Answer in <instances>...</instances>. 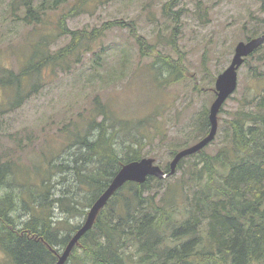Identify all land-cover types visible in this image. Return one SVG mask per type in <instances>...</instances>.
Wrapping results in <instances>:
<instances>
[{
	"label": "trees",
	"instance_id": "1",
	"mask_svg": "<svg viewBox=\"0 0 264 264\" xmlns=\"http://www.w3.org/2000/svg\"><path fill=\"white\" fill-rule=\"evenodd\" d=\"M107 1L11 0L8 12L14 23L38 26L49 8L59 10L68 4L72 13L83 12L89 5L95 8ZM176 2L165 3L166 14L173 15L171 6ZM62 14L58 13L59 19ZM67 18L64 15L60 25L61 33L71 38L64 47L49 54L56 33L30 34L36 45L29 57L23 53L27 57L26 65L18 71L5 68L7 73L0 76V84L10 88L13 94L8 111L18 108L40 90L41 70L45 65L58 66L64 71L67 67L60 63L72 56H79L76 60L80 61V55L89 50L92 41L116 26L129 29L144 56L163 57L158 44L150 43L133 20L115 19L90 30L71 29ZM257 22L264 24V17ZM255 57L264 59V44L246 58L245 64L256 68ZM97 58L101 60L102 56ZM165 59L169 60H165L164 66L170 74L165 81L157 67L150 68L155 72L158 89L161 84L174 81L179 72L178 60ZM94 100L86 124L79 121L74 127L68 123L63 128L74 138L68 159L59 149L43 153L46 166L38 180L28 176L19 178L17 173L24 169L25 162L0 155V247L7 256L5 264L55 263L82 224L87 209L120 168L147 156L144 149L148 142L164 130L163 109L162 115L138 120L143 130L130 129L128 119L116 121L112 117L115 107L98 96ZM197 119L196 140L210 131L208 108ZM226 122L230 131L228 144L217 152H209V144L183 158L178 165L182 175L174 182H168L172 176L165 179L150 176L144 183H125L99 212L92 229L81 238L68 261L74 264H264V85L252 99L246 98ZM17 143L20 149L30 145ZM189 145L191 142L185 141L172 152L175 154ZM169 166L161 167L169 171ZM36 170L39 171L37 167ZM56 210L64 215L54 217ZM24 212L28 218L19 221Z\"/></svg>",
	"mask_w": 264,
	"mask_h": 264
},
{
	"label": "rangeland",
	"instance_id": "2",
	"mask_svg": "<svg viewBox=\"0 0 264 264\" xmlns=\"http://www.w3.org/2000/svg\"><path fill=\"white\" fill-rule=\"evenodd\" d=\"M10 1L0 0V76L7 73L6 67L18 71L26 65L24 54L29 57L36 45V40L29 38L30 34L56 33L49 54L64 47L71 39L61 33L64 15L71 29L91 30L115 19L133 20L138 31L150 43H157L163 54L160 59L144 56L129 29L116 26L92 41L89 50L80 55V61L76 60L79 56H72L60 63L67 67L64 71L58 66L45 65L41 70L40 90L18 108L7 110L13 94L10 88L0 84V155L25 162L24 169L17 175L33 180H38L41 169L46 166L43 153L59 149L68 159L74 138L63 128L68 123L74 127L79 121L86 124L96 96L115 107L112 117L116 121L128 119L130 129L140 128L138 120L162 115L163 109V134L150 139L144 154L164 168L175 155L173 148L185 141L192 145L201 139L196 140L195 136L197 118L205 108L210 111L217 96L216 79L231 64L237 43L264 33V24L257 22L264 17V0H177L171 6L173 15L166 14L164 9L170 0H109L73 13L70 5L65 4L59 10L49 8L38 26L14 23L8 12ZM48 5L53 6V3ZM58 13H63L60 19ZM165 57L178 60L179 72L174 81L161 84L158 89L155 72L150 68L157 67L165 81L170 77L164 66ZM253 65L256 68L248 64L240 67L238 87L218 114V132L207 148L209 152H217L228 144L230 131L226 120L242 107L246 98L252 99L263 87L264 59L255 57ZM17 141L30 145L20 149ZM36 167L38 172H35ZM182 172L178 169L168 182H174ZM63 215L56 210L54 217ZM27 218L28 213L24 212L19 221ZM6 258L0 247V264H5Z\"/></svg>",
	"mask_w": 264,
	"mask_h": 264
},
{
	"label": "water",
	"instance_id": "3",
	"mask_svg": "<svg viewBox=\"0 0 264 264\" xmlns=\"http://www.w3.org/2000/svg\"><path fill=\"white\" fill-rule=\"evenodd\" d=\"M263 44L264 33L248 41H240L237 43L231 64L221 72L216 79L217 96L209 111V120L211 124L209 133L196 143L177 151L170 162L169 171L164 170L156 163L154 158L146 156L125 163L104 192L91 205L84 223L71 237L64 251L59 255V259L55 263L50 264H66L75 246L79 243L81 238L92 229L99 212L125 183L129 181L144 183L150 176L160 179L168 178L177 172L178 165L183 158L198 153L215 139L219 127L218 114L225 102L238 87V72L240 67L245 63L246 58Z\"/></svg>",
	"mask_w": 264,
	"mask_h": 264
}]
</instances>
